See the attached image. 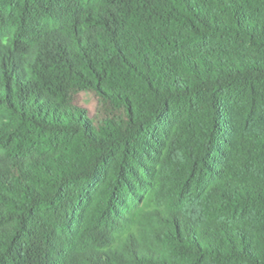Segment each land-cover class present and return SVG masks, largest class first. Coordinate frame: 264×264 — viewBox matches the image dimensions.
Instances as JSON below:
<instances>
[{"label":"trees","instance_id":"trees-1","mask_svg":"<svg viewBox=\"0 0 264 264\" xmlns=\"http://www.w3.org/2000/svg\"><path fill=\"white\" fill-rule=\"evenodd\" d=\"M0 264H264V0H0Z\"/></svg>","mask_w":264,"mask_h":264}]
</instances>
